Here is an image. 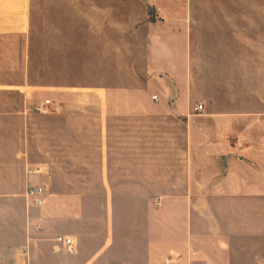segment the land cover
I'll list each match as a JSON object with an SVG mask.
<instances>
[{"label": "crops", "instance_id": "1", "mask_svg": "<svg viewBox=\"0 0 264 264\" xmlns=\"http://www.w3.org/2000/svg\"><path fill=\"white\" fill-rule=\"evenodd\" d=\"M228 8L0 0V264H264V50Z\"/></svg>", "mask_w": 264, "mask_h": 264}, {"label": "rangeland", "instance_id": "2", "mask_svg": "<svg viewBox=\"0 0 264 264\" xmlns=\"http://www.w3.org/2000/svg\"><path fill=\"white\" fill-rule=\"evenodd\" d=\"M198 2L211 1L216 3H226L227 6H237L235 9H227L228 13H241L242 16V33L243 41L241 42L244 51V58L249 60V55L254 57L256 55V49L264 50V39H252L256 38V34L260 33L262 26H259L258 21H261L264 17V0H195ZM240 7V8H239ZM264 52V51H263Z\"/></svg>", "mask_w": 264, "mask_h": 264}, {"label": "built area", "instance_id": "3", "mask_svg": "<svg viewBox=\"0 0 264 264\" xmlns=\"http://www.w3.org/2000/svg\"><path fill=\"white\" fill-rule=\"evenodd\" d=\"M50 104V101H46L43 105H39L35 108V112L39 114H44L47 113L46 106ZM203 107L200 106L199 108L196 109V111H202ZM43 190L42 189H35L31 188L28 191V195L32 198H34L35 203L37 204H42L43 200L39 198L38 196L42 194ZM57 243L62 245L63 249L67 253H74L75 252V242L72 238H65V237H58L56 239Z\"/></svg>", "mask_w": 264, "mask_h": 264}]
</instances>
